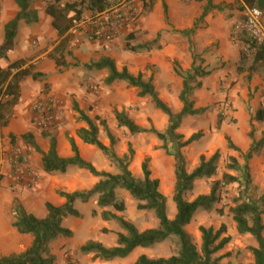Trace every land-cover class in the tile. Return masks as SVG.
<instances>
[{"label": "trees", "instance_id": "16d2710c", "mask_svg": "<svg viewBox=\"0 0 264 264\" xmlns=\"http://www.w3.org/2000/svg\"><path fill=\"white\" fill-rule=\"evenodd\" d=\"M14 1L19 10L4 25V37L0 44V138L1 128L11 119L14 107L21 100L22 83L28 77L40 81L44 76L40 72H35L33 64L26 66L27 61L25 59L12 61L9 57L15 48L20 24L22 22L33 24L39 21L38 10L33 6L31 0ZM148 1L153 2V0H143L144 8L148 7ZM183 1L188 3L193 0ZM244 1L248 7L263 9L264 0ZM108 5L109 0H71L65 3L55 0L47 4L45 10L53 18L52 26L57 31L59 38H62L67 31L81 21L85 10L92 13L100 12L105 10ZM214 9L220 10L221 7L216 5L214 0H206L200 21ZM164 14L166 22H169V8L166 3L164 4ZM197 29L198 21L191 29L183 30L181 33L190 35L194 34ZM133 39L135 37L131 34L128 40ZM239 40L256 46L248 36H243ZM152 44L147 43L141 47L150 50L153 48ZM55 50L61 55L64 54V56L65 53L72 55V52L68 51L67 43L61 42ZM256 53L259 57L264 58V49L261 47H257ZM56 60L59 66H66L63 57L56 58ZM85 67L91 70H106L105 82L108 85L117 81H124L129 86L137 88L139 97H150L155 107L168 117V127L165 131H160L155 127L146 128L141 126L125 110H114L115 120L119 128L128 130L134 136L147 133L155 134L159 140L163 141L162 149L174 158L176 182L173 200L176 204L177 214L174 219H170L168 216L167 197L161 190L160 179L153 176L150 168L151 159L147 157L142 163L143 177L135 176L130 169L136 153L133 145L129 143L128 153L120 157L114 151L116 138L108 122L99 116L92 118L75 103L74 109L79 113V120L87 125V127L80 128L77 131L78 136L86 144L97 147L111 162H116L120 172L114 174L105 170H98L92 162L81 156L75 140L71 137H69V142L74 155L67 158L60 156L57 150L56 134L51 129L42 132L43 136L50 141V150L46 153L41 151L32 131L21 135L20 139L23 143L42 154V166L45 172L66 173L68 168L78 167L86 169L100 180L87 191H59V194L66 199V203L59 207L47 203L48 216L43 219L28 213L19 201H15L13 206L16 218L14 225L20 233L32 235L34 241L28 250L20 254L0 258V264H56V258L50 251L51 243L61 236H73V232L63 225V220L68 216L79 217L81 214L75 208V202L77 200L87 202L95 195H98V206L103 209L102 218L117 222L124 232L117 234V246L106 247L100 242L91 240L81 247L82 253H94L97 258L105 261L114 258H125L137 247H150L173 236L179 247L176 253L169 257L157 259L143 255L139 257L135 264H220L225 256L217 255L231 241V237L226 235L227 226L223 224L218 229L201 226L199 229L202 239L200 248L186 227L192 223L194 215L199 209L212 211L221 198L220 191L222 187L234 183L240 188V195L235 199V205L231 207L234 221L239 233L251 234L257 242L256 246L250 248L254 259L252 264H264V194L260 200H256L248 193L252 184L249 162L264 147V132L259 141L253 138L251 132L252 143L244 154V163H241L236 157H229L225 167L237 172L236 175L225 172L222 179L215 178L221 158L219 150L210 157L204 154L201 155L199 164L192 171H189L188 161L183 149L199 140L202 134H193L188 139H184L178 133V129L186 117L195 116L205 111V109L197 108L191 97L193 92L202 86L201 79L208 75V72L201 66H195L189 71H184L178 67L177 63L176 73L183 78V89L180 94L182 108L178 112H173L170 106L160 97L152 77L145 79L142 73L135 75L127 68L119 70L115 60L106 56L98 61L86 64ZM48 86V83H45V87ZM256 120L264 121V109H259ZM101 130L107 133L110 145H106L101 140ZM10 136L13 141L17 138L14 134ZM227 140L229 148L240 152V148L230 138ZM203 178L211 180L210 192L200 194L192 200L186 199V195L194 189L195 182ZM118 188L125 189L131 194L137 202L139 210L153 211L159 225L140 231L133 223L118 215L116 212L127 210L126 202L119 198L117 194ZM93 214L97 215L98 212L94 210Z\"/></svg>", "mask_w": 264, "mask_h": 264}, {"label": "rangeland", "instance_id": "374dc122", "mask_svg": "<svg viewBox=\"0 0 264 264\" xmlns=\"http://www.w3.org/2000/svg\"><path fill=\"white\" fill-rule=\"evenodd\" d=\"M31 1L36 9L42 10L46 7V4L55 0ZM59 1L60 3H65L71 0ZM43 2L46 4H43ZM159 2H161L159 5L160 7L158 6L159 8L155 10L153 2L151 3L148 1V7L144 8L143 0H139L138 8L141 16L137 28L132 31L124 32L113 42L99 43L102 47L96 52L97 54H93L92 57H86V62L83 61L82 63L89 64L98 61L100 58L99 54H101L114 59L119 70L127 68L135 75L142 73L145 79L152 77L160 97L170 106L173 112H178L182 108L180 94L183 89V78L176 73L175 69H177V63L178 67L182 69L183 67L181 64L185 63V60H195L197 66L203 67L206 72H208V76L206 75V77L201 79L202 86L193 92L191 98L194 100L197 108L205 109V111L195 116L186 117L181 127L178 129V133H180L184 139H188L193 134H202L199 140L192 143V146L196 144V150L198 149L196 151L198 152L197 155L201 152L202 155L204 154L210 157L219 150L221 158L215 178L222 179V175L225 172L236 175L237 172L226 169L225 167L229 157H231L229 155V143L227 139L230 138L233 141L229 131L237 126L239 118L243 120V125L248 128L249 132L247 137L249 147L245 146L243 142L241 145L233 141L237 147L243 145L244 148L248 147L246 150L239 147L240 152L233 149V153L236 155L233 157H236L238 160L240 159L241 163H244V154L248 151L252 143L250 136L251 132L256 141L262 138L264 121H257L255 113L257 107L258 109L264 108L257 106V103L254 104L258 99L255 97V91H250L248 97L242 99V105L246 114L244 116L243 114L238 116L234 114L237 111L236 106L233 101L230 102L231 100L229 99V60H225L224 58L226 56L229 59V35L228 37L225 35L222 36L219 32L218 39L211 48L198 51L196 43L192 39V35L183 34L178 28V21L181 16L180 9L184 7V1H171L169 4L165 2V0H156V3ZM192 2L186 3V5L192 7ZM165 3L169 8V22L165 20ZM18 10V6L14 0H0V43L3 38L4 25L16 15ZM227 14L228 13L218 12L214 14L213 18L220 17V19H223V17L226 18ZM83 16L88 21L91 20L90 11L85 10ZM221 16L223 17L221 18ZM239 20L240 19H238L237 22ZM197 21L198 27L200 26L204 29L206 26L204 19L202 21L197 19ZM49 25L50 23L48 21H42L40 24L22 23L20 31L23 40H20L22 41L20 45L18 42L19 46L14 48V52L11 54L12 60L23 57L22 59L27 61L28 66L33 64L35 67H38L35 63L42 60V55L55 63L57 62L56 58L63 57L66 63L70 61V64H73L70 68L69 65L68 67H60L56 63L57 72H55V75L57 76L54 82H46L50 74L42 73L44 76L40 81L30 79L23 83L24 91L26 89L25 93L31 92L28 98V105H30L29 109L34 115L33 123L36 124V127L41 130V132L51 129L55 133V128L61 123L66 114V112H64L65 102L71 101L73 96H80L84 101L83 110H85L88 115L92 118L99 116L108 122L116 138L114 151L120 157L128 153L129 143L133 145L136 153L130 165V169L133 170V165L139 155H141V164L147 157L152 160L149 150L155 153L156 150L160 149L165 155L173 158L168 155L166 150L162 149L163 141L159 140L155 134L147 133L134 136L129 133L128 130L119 128L116 123L114 110L117 109L125 110L130 117L143 127L158 128L162 126L164 121L161 115L164 116V114L155 107L152 99L150 97H139L138 89L129 86L124 81H117L111 85L106 84V70L87 69L83 64H79L81 61L75 66L71 55L65 53L64 56V54L61 55L55 50V44L59 38L55 37L52 30H47L45 28H49ZM88 25L90 24L88 23L87 26ZM219 25L220 23H218L217 27ZM39 30L44 33L43 36L39 33ZM131 34L134 35L135 39L129 41L128 37ZM76 35L80 43L90 41L83 33ZM231 35L235 43V45H232L231 49L236 48L237 54L240 57L239 64L237 63L233 67V71L239 72V74L241 72L248 73L251 79H249L250 83L253 81L252 78L257 75L263 77L264 58L257 55L256 51L258 46H253L239 40V38L246 35L240 34L235 36L233 28ZM147 43H153V48L148 50L145 47H141ZM112 55L113 57H111ZM223 71L225 72L224 77L220 74ZM205 79L206 83L204 82ZM45 83H48L49 86L45 87ZM54 87L60 91H55L53 93ZM77 88H80L81 92H79ZM76 91H78L79 94H76ZM23 93L24 92H22V96ZM47 98L53 100V112L60 113L58 120L47 121L49 120L47 117L35 115L33 111L34 104L38 100H45ZM65 98H67V100H65ZM27 109L28 108H25V110ZM168 124L169 122H167V127ZM167 127L164 129L160 128V131H165ZM10 135L11 133L8 132L6 127L1 128L0 155L5 154V162H0V180L4 177H11L16 187L25 185L28 188H32L35 185V174L29 165L30 151L28 148L30 147L21 141L20 136L16 135L17 138L13 141ZM100 138L104 143L110 145V140L104 130H101ZM156 142L159 144H156ZM189 147H191V145ZM170 150L172 151L173 149ZM101 155L105 156L102 152ZM197 155L196 157H198ZM23 157L27 158L28 168L23 167ZM105 158L109 161L108 166L111 168L108 172L114 174L119 173L120 168L118 164L116 162H111L107 156H105ZM158 161H160V159ZM3 165L7 166L6 169L9 170L10 173H7V170L5 172L1 169ZM249 165L252 184L248 193L252 198L260 200L264 194V147L260 150V153L254 156L249 162ZM165 175L166 174L159 178L160 181L164 187L171 186L168 185L170 180L169 175ZM137 177H143L142 170L140 176ZM211 186L212 182L208 178L197 180L194 184V189L186 195V199L192 200L200 194H208L211 190ZM220 193L221 198L215 204L214 209L212 211L199 209L195 213L192 223L187 230L192 234L195 243L200 248L202 239L198 237H201V232L199 230L201 226L218 229L221 225L225 224L227 226L226 235L231 237V241L217 255L225 256L220 264H252L254 259L250 248L256 246L257 242L251 234L239 233L233 218V213L231 212V207L235 205V199L240 195V188L235 183L228 184L222 187ZM117 194L119 198L124 201L127 194L133 199L134 204L130 205L128 210L125 211V217L127 218L126 220L133 223L135 226V222L139 226H142L144 224L150 225L154 223V219L158 220L153 211L139 210L137 208V202L127 190L118 188ZM175 205L174 201L170 203L167 207V212H171ZM151 214L153 218L150 216ZM196 235H198V237ZM176 244L177 242L172 241L171 246L175 249Z\"/></svg>", "mask_w": 264, "mask_h": 264}, {"label": "crops", "instance_id": "0c3cea01", "mask_svg": "<svg viewBox=\"0 0 264 264\" xmlns=\"http://www.w3.org/2000/svg\"><path fill=\"white\" fill-rule=\"evenodd\" d=\"M171 1L175 2L177 0H165V2L169 4ZM184 3V7L180 9L181 16L178 21V28L181 31L191 29L195 22H197V19H200L204 9L203 6L206 4V0H193L192 7L186 5V2ZM214 3L219 5L221 9L212 10L209 15L204 18V21L206 22L205 28L203 29L199 26L196 32L191 34L192 39L196 43L197 50L204 51L208 48H211L215 44L216 40L218 39L219 32L222 34V36L225 35L228 37L229 35V59L226 56L224 57L225 60H229V99L231 100L230 102L233 101L236 106L237 111L236 113H233L237 116L240 114H243L244 116L246 111L242 105V99H246L250 91H255V97L258 99V101H255L254 104L257 103V106L264 108V76L261 77L257 75L252 78L253 81L250 83L251 79L248 73L241 72L239 74V72L233 71V67L237 63L239 64L240 57L237 54L236 48L231 49L232 45H235L232 39L231 31L233 26L237 23V20L242 18L243 11L247 7V4L244 0H214ZM43 4L46 3L43 2ZM160 4L161 2L156 3V0H153V6L155 10L160 7ZM37 10L39 21L34 24H40L42 21H48L50 23L49 28H45L47 30H52V33L55 35V37L59 38L57 31L52 26L53 18L47 14L45 8L42 10ZM262 10L264 11V6ZM218 12L228 14L226 15V18L221 16L223 19H220V17L214 19V14ZM218 23H220V25L217 27ZM20 29L21 28H19V32L15 41V48L20 45V42H22L20 40H23ZM41 30H39V33L43 36L44 33H42ZM61 42L68 44V50L72 52L71 56L75 66H77L80 61L81 63L79 64H83L85 66L86 63H82L83 61L86 62L85 58L92 57L93 54L96 55V52L100 49V47H102L98 42L86 41L85 43H80V40L77 39L74 29H70L62 38H59L55 44V48H57ZM13 52L14 50L12 53ZM11 54L9 55L10 58ZM99 56L100 58L105 57V55L101 54H99ZM41 57L42 60L35 63V65H38V67L34 66L35 72L50 74L48 75L46 82H54L57 76L55 75V72H57V62L55 63L52 60H49L44 55ZM111 57H113V55ZM22 58L23 57L19 59ZM65 65L66 66L60 67H68L69 65L71 68L73 66V64H70V61H67V63L65 61ZM26 66H28V63ZM181 66L183 67L182 69L184 71H189L193 67L197 66V64L195 60L193 61L192 59H187L185 60V63L181 64ZM220 74L224 77L225 72L223 71ZM30 79L34 80L32 77H28L26 80L28 81ZM204 82L206 83V79ZM23 83V96H21L19 104L14 107L11 119L3 127H6L9 133L17 136H21L29 131H34L35 133H33L36 143L40 147L41 151L46 153L50 150V141L43 136L41 130H39L36 127V124L33 123L34 115L29 109L30 105H28V98L30 97L31 92H28L27 94L25 93L26 89L24 91ZM77 90L81 92L80 88H77ZM55 91L60 90L54 87L52 92L54 93ZM79 92L76 91V94H79ZM65 100H67V98H65ZM65 103V117L54 130L56 134L57 150L59 155L66 158L72 157L74 155L72 146L69 142V137H71L75 140L80 154L85 160L92 162L98 170L110 171L111 168L108 166L109 161H107L105 156L101 155V151L95 146L86 144L77 134V131L80 128L87 126L85 123L79 121V113L74 109V104L76 103L81 109H84V101L80 96H73L71 101L69 100ZM25 108L28 109L25 110ZM258 111L259 109L257 107L255 116L257 115ZM161 116L163 118L164 124L158 127L159 130L167 127L168 122L167 116ZM248 132V128L243 125V120L241 118H239L237 126L229 131L235 143L241 144L243 142L245 146L249 147L247 137ZM156 144L159 143L156 142ZM190 145L191 147H189ZM190 145L183 149V153L185 154L188 161V169L189 171H192L199 164L202 153L200 152V154L197 155L198 152L196 151L198 149L196 150V144H193V146L192 144ZM244 145L239 147L243 148V150H246L248 147L244 148ZM28 149L30 151L29 165L35 174L34 187L28 188L25 185L16 187L13 184V180L9 176V178L4 177L2 180H0V258L22 253L31 248L34 241V237L32 235L20 233L14 225L16 220L15 213L13 211L15 201H19L28 213L34 214L36 217L43 219L48 216V209L46 206L47 203H51L57 207L63 206L66 203V199L59 194V191H87L93 188L94 185L100 180L86 169H81L78 167H70L66 173H47L42 166V154L32 148ZM149 154L152 157L150 168L153 175L157 178L162 177L164 174L169 175L170 177L168 185L171 186L164 187L161 182V190L167 197L168 207V205L174 201L173 196L176 182L175 160L174 158H170L165 155L160 149L156 150L155 153H153L152 150H149ZM196 155L198 157H196ZM229 155L236 156L233 153V149L229 148ZM4 156L5 154L0 155L1 163L5 162ZM159 159L160 161H158ZM141 167V155H139L137 156L133 165V170L131 169V171H133L135 175L140 176L142 170ZM6 168L7 166L3 165L1 169L6 172ZM7 171V173H10L9 170ZM125 201L128 210L129 206L134 204L133 199L127 194ZM75 208L80 212L81 215L79 217L68 216L63 220V225L73 232V236H61L50 245L51 254L56 258V264H135L140 256L146 255L152 259L169 257L176 253V251L179 249L178 244H176L175 249L171 246L172 241L176 242L175 237L172 236L165 241L156 243L150 247H137L129 256L125 258H114L112 260L105 261L97 258L94 253H82L81 247L91 240L100 242L106 247L117 246V234L124 231L120 228L117 222L104 220L102 218L101 213L103 209L98 206V195L93 196L87 202L77 200L75 202ZM94 210L98 212L97 215L93 214ZM116 213L127 219L125 217L126 212ZM176 214L177 208L175 205L173 206L172 211L168 212V216L170 219H174ZM150 216L153 218L152 214ZM135 224L140 231H144L149 228L157 227L159 225V221L154 219V223L150 225L144 224L139 226L136 222ZM190 225L187 226V229L190 227ZM196 236L198 237V235ZM198 238L200 239L201 237L199 236Z\"/></svg>", "mask_w": 264, "mask_h": 264}, {"label": "built area", "instance_id": "2783aa9c", "mask_svg": "<svg viewBox=\"0 0 264 264\" xmlns=\"http://www.w3.org/2000/svg\"><path fill=\"white\" fill-rule=\"evenodd\" d=\"M139 0H109L108 7L100 12H91V20L84 16L74 26L75 34H85L90 41L109 43L118 39L124 32L137 28L140 22ZM90 24L87 26V24ZM235 36L240 34L251 38L258 47L264 49V12L258 7H246L242 18L234 25ZM79 40V39H78ZM54 104L51 98L38 100L33 111L36 116H45L50 120H58L60 113L53 112ZM23 167L28 168V161L23 157Z\"/></svg>", "mask_w": 264, "mask_h": 264}]
</instances>
